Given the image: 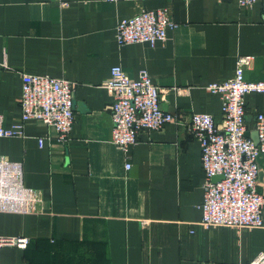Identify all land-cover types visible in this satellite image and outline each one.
Here are the masks:
<instances>
[{
    "label": "crops",
    "instance_id": "obj_1",
    "mask_svg": "<svg viewBox=\"0 0 264 264\" xmlns=\"http://www.w3.org/2000/svg\"><path fill=\"white\" fill-rule=\"evenodd\" d=\"M261 1L0 0L3 124L20 120L23 73L77 84L68 141L38 119L24 122L22 136H0V156L21 161L23 183L39 199L31 213L0 212V235L29 238L25 248L2 247L0 264H246L264 252V215L254 228L197 223L203 171L185 128L190 113L221 122L219 97L204 87L232 77L238 56L249 57L244 80H264ZM161 8L175 22L164 41L116 43L119 19ZM114 65L129 78L145 68L161 90L159 106L178 115L139 130L126 157L110 139L103 83ZM256 112L264 94H246L249 136ZM256 161L255 188L264 192V152Z\"/></svg>",
    "mask_w": 264,
    "mask_h": 264
},
{
    "label": "built area",
    "instance_id": "obj_2",
    "mask_svg": "<svg viewBox=\"0 0 264 264\" xmlns=\"http://www.w3.org/2000/svg\"><path fill=\"white\" fill-rule=\"evenodd\" d=\"M234 1L239 7H250L260 0ZM260 21L264 23V1L260 2ZM174 27L175 22L166 9H141L117 21L115 41L119 45L147 43L152 46L164 41L166 31ZM248 61V56H238L232 77L204 87L219 97L221 122L215 123L211 114L190 113L185 125L199 146L203 196L198 204L201 215L197 223L203 228L262 226L264 192L256 190L255 181L256 156L264 152V112L253 114L251 127L257 138L254 142L245 122L244 96L264 94V80L243 79ZM21 79L20 120L4 125L0 114V136H22L24 122L38 119L54 127L58 141H68L74 120L76 82L30 73H23ZM103 85L112 98L110 139L124 157L139 130H155L178 119L177 114L159 106L161 90L152 83L145 68L139 69L135 78H129L119 65H114ZM38 142L42 145V136ZM128 166L129 162L125 161L124 168ZM215 174L221 178L213 180ZM37 201L34 191L23 183L21 161L0 156V212L31 213ZM28 242L29 238L23 235H0V249L4 246L25 248ZM246 264H264V252L257 253Z\"/></svg>",
    "mask_w": 264,
    "mask_h": 264
},
{
    "label": "water",
    "instance_id": "obj_3",
    "mask_svg": "<svg viewBox=\"0 0 264 264\" xmlns=\"http://www.w3.org/2000/svg\"><path fill=\"white\" fill-rule=\"evenodd\" d=\"M250 137L252 138V140H253L254 142L257 141V138H256V132H255L254 130L251 131V133H250ZM220 178H221V176H219V174H215V176L212 177L213 180H218V179H220Z\"/></svg>",
    "mask_w": 264,
    "mask_h": 264
}]
</instances>
